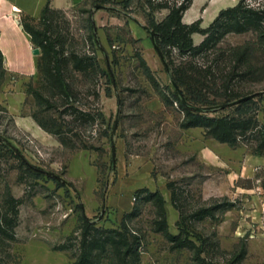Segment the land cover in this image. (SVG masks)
Returning a JSON list of instances; mask_svg holds the SVG:
<instances>
[{"label": "rangeland", "instance_id": "rangeland-1", "mask_svg": "<svg viewBox=\"0 0 264 264\" xmlns=\"http://www.w3.org/2000/svg\"><path fill=\"white\" fill-rule=\"evenodd\" d=\"M239 2L193 0L183 22L200 20L206 28L222 9ZM148 3L84 0L54 13V25L68 38L67 46L95 54L104 72L87 80L79 73L70 75L78 105L102 114L95 123L69 125L77 148L64 146L47 131L43 138L35 137L16 124L7 100L1 97L3 92H15L11 86L15 75L7 72L0 55V201L8 193L23 200L16 240L0 241V264H73L75 249L55 247L80 233L83 215L98 226L121 227L125 213L135 205L136 191L144 187L159 189L164 195L169 231L178 234L183 228L203 252L173 249L155 231L153 203L142 201L140 214L128 220L130 230L142 237L139 264H264V163H255L257 157H264V149L257 150L255 143L244 140L236 148L227 144L239 155L226 149L213 156L212 137L204 128L181 127L184 113L174 95L169 59L168 71L149 27L150 18L160 21L168 10L153 12ZM25 16L17 14L20 23ZM192 38L198 45L205 35L194 33ZM245 48L249 55L242 69L249 74L233 82L243 94L260 95L257 117L264 124V46L255 31L227 34L210 54L195 60L204 64ZM172 54L178 57L176 49ZM35 55L40 59L41 53ZM221 58L218 64L226 68L228 58ZM24 80L21 112L32 116L38 107L28 85L40 87L39 74ZM63 109L41 116L61 122ZM231 112L225 108L209 114ZM14 149L35 169L24 164ZM233 155L238 159L233 160ZM170 181L176 183L178 203L184 210L181 227L177 224L181 211L173 205ZM225 197L235 206L217 211L214 217L193 216L202 205ZM113 262L106 255L100 264Z\"/></svg>", "mask_w": 264, "mask_h": 264}, {"label": "trees", "instance_id": "trees-1", "mask_svg": "<svg viewBox=\"0 0 264 264\" xmlns=\"http://www.w3.org/2000/svg\"><path fill=\"white\" fill-rule=\"evenodd\" d=\"M148 1V6L153 12L168 10L160 21H156L154 17L150 18L149 27L158 50L165 61L169 59L171 78L181 91L176 89L174 94L184 113L181 127H202L208 136L233 148L246 140L255 143L257 150L264 149V124L257 117L259 106L256 98L260 95L236 102L250 95L238 91L233 82L235 79H244L249 74L242 69L249 55L248 48L236 50L228 56L222 54L212 62L207 60L209 63L200 64L195 60L210 54L230 33L255 31L259 43L264 46V0H240L236 5L222 9L206 28L200 26V20L190 24L183 22L184 13L190 8L193 0ZM57 10L46 4L39 17L26 14L22 19L23 28L31 35L32 42L41 49L38 61V81L41 86L36 88L29 84L28 93L33 96L38 107V111L32 114L33 119L42 129L57 136L64 146L73 149L79 146L70 137L72 130L69 125L77 123L83 126L95 123L102 114H98L92 107L86 109L78 105L77 91L69 80L70 75L79 73L87 80L103 75L104 72L95 54L80 52L67 46L68 38L53 22ZM194 33L205 35L198 45L194 44ZM174 49L178 52L177 58L172 54ZM0 55L4 62L1 49ZM221 57L228 58L229 65L226 68L218 64ZM178 58H182V62H178ZM185 58L190 60L184 62ZM232 102L236 103L231 104ZM223 104H229L225 108H231L232 112L226 115L209 114L225 109L222 108ZM59 107H64L60 112L61 122L53 117L46 119L41 116L42 113ZM16 156L29 168L35 169L18 152ZM175 185V181H170L168 188L171 190L173 205L181 211V219L177 223L181 227L184 210L178 203ZM135 201L133 209L125 213L121 227L98 226L91 218L83 215L79 226L80 233L55 249H75L73 264H100L106 255L111 257L114 264H139L142 237L130 230L128 220L140 214V202L145 201L152 202L156 209L155 231L161 232L173 249L189 248L196 250L197 255L203 252L201 246L196 244L190 234H185L183 228L178 234L169 231L166 199L159 189L140 188L136 191ZM22 203L21 198H16L10 193L0 201L1 242L10 243L16 240ZM233 206L234 202L228 197L223 200L215 199L211 205L198 208L193 216L197 219L214 217L217 211L229 210ZM245 254L244 249L241 257Z\"/></svg>", "mask_w": 264, "mask_h": 264}, {"label": "crops", "instance_id": "crops-1", "mask_svg": "<svg viewBox=\"0 0 264 264\" xmlns=\"http://www.w3.org/2000/svg\"><path fill=\"white\" fill-rule=\"evenodd\" d=\"M84 0H0V49L4 56V65L9 74H14L11 86L15 92H3L1 97L7 100V106L19 127L35 137L43 138L47 132L42 129L31 115H23L21 110L25 94L22 91L24 79L34 78L39 74V57L34 54L31 35L19 22L17 14L24 13L39 17L46 4L57 9H69L80 5ZM18 10V11H17ZM135 32H138L135 30ZM139 38H143L139 34ZM213 156L220 150L230 149L227 143L212 138ZM206 146L209 147L207 143ZM210 151V150H209ZM239 155L240 151L231 150ZM238 158L233 155V160ZM264 163V157H257L255 163ZM248 163V162H247ZM168 201V200H167Z\"/></svg>", "mask_w": 264, "mask_h": 264}, {"label": "water", "instance_id": "water-1", "mask_svg": "<svg viewBox=\"0 0 264 264\" xmlns=\"http://www.w3.org/2000/svg\"><path fill=\"white\" fill-rule=\"evenodd\" d=\"M152 41H153L154 47H155V49L157 50V52H158L160 58L163 60V62L165 63V65H166V67H167V70L169 71V67H168V65H167V63H166V61H165L164 56H163L162 53L158 50L157 45L154 43V36H153V35H152ZM40 53H41V49H40L39 47H36V48L34 49V54H40ZM172 83H173V85L175 86V88H176L177 90L180 91L179 87L177 86V84H176L173 80H172ZM180 92H181V91H180ZM253 96H255V94L248 95V96H246V97H244V98H241V99L237 100L236 102H240V101L243 100V99H247V98H250V97H253ZM236 102H232L231 104H234V103H236ZM228 105H229V104H223V105H222V108H225V107H227ZM115 154H116V152H115V150H114V152H113L114 160H115Z\"/></svg>", "mask_w": 264, "mask_h": 264}]
</instances>
